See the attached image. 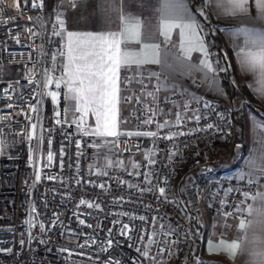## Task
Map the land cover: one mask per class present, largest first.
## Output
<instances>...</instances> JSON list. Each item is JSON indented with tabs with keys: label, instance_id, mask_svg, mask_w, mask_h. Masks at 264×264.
<instances>
[{
	"label": "built area",
	"instance_id": "obj_1",
	"mask_svg": "<svg viewBox=\"0 0 264 264\" xmlns=\"http://www.w3.org/2000/svg\"><path fill=\"white\" fill-rule=\"evenodd\" d=\"M33 2L19 0L17 8L16 0H0V131L3 133L0 136L3 143L0 154V264H198V261L206 264L200 253L204 207L223 214L234 212L239 204L241 211L233 215L239 216L243 205L240 201H245L241 193L251 194L262 185L260 179L249 184V179L229 176L214 155L217 147L232 143L234 116L241 117L242 105L247 99L242 98L233 105L208 100L225 119L220 120L215 113L201 109L208 118L201 120L199 127L208 123L216 127L172 141L152 137H108L115 141L112 143L113 158L122 162L130 158L129 164L98 169V149L90 145L99 138L81 134L73 123L79 117L74 109L64 113L68 105L63 99L66 91L63 85L61 89H56L55 82L47 84L50 76L54 79L60 77L59 69L55 73L46 71L51 68L52 54L60 48L61 37L53 35L54 30H59V25L52 7H46L44 0H36L43 7L33 8ZM144 83L148 84L145 91H153L156 80L153 78L149 83L145 79ZM45 84L47 87H44ZM50 91L61 92L58 104L51 102V97L47 95ZM133 94L141 96L143 103L153 107L159 103L166 113L171 108L164 97L172 96V92H159L154 102L142 95L140 84L134 82L129 88L121 84V96ZM172 98L181 103L187 99L179 95ZM37 101L40 103L37 104ZM29 105L39 108V120L36 119L38 114L32 112ZM140 107L142 105H137L135 100L131 103L122 100L119 104V120L129 123L125 132L156 131L155 124L142 125L145 116L137 113V119L132 115ZM55 111L61 112L60 125L56 124L58 118ZM175 112L173 109L171 115L157 117V120H174ZM32 123L37 124L34 131ZM196 127L192 122L181 128L161 130L159 136L173 131L187 132ZM118 131L123 130L118 127ZM29 132H33L32 141L26 139ZM37 138H40L39 147L32 152L33 161L30 162L29 149ZM48 140L52 141L51 145ZM77 140L81 141L79 149L76 147ZM237 146L231 154L232 161L242 156L243 148L240 144L239 148ZM62 147L63 168L60 166ZM49 150L53 153L50 166L47 160ZM170 152H178L179 155L168 159ZM148 159H155L157 163L149 166ZM134 162L141 165L140 176L129 175L136 171L132 167ZM150 170L155 175L148 185L143 173ZM37 171L41 176L39 181L35 178ZM98 172L101 174L98 175ZM104 172L108 174L103 175ZM164 177H167V183ZM121 181L125 183L121 184ZM100 184L104 185L103 189ZM130 184L136 187H129ZM146 186L152 190L142 192L141 189ZM160 187L166 190L164 197L159 194ZM227 188L239 191L225 197L224 190ZM81 199L97 203L100 207L89 208L87 204L77 207ZM221 201H224L223 206ZM33 206L35 212H31ZM30 213L33 227L29 230L23 222ZM130 216H145L148 223L130 219ZM153 216L157 217V223L151 221ZM81 219L85 221L84 225L79 224ZM160 222L174 229V235L168 240H177V244L164 243L165 229L160 227ZM40 224L45 225L44 232H41ZM123 224H128L133 231L125 230L127 235H121ZM141 228L144 229L143 240ZM109 229L112 230L111 235ZM152 231L159 233L155 237L159 243H153L146 249L149 257L145 258L137 248L145 250L147 235ZM128 236L133 239L129 240ZM109 239L113 241L111 247L107 244ZM21 240L25 241L23 245ZM80 245L85 246L81 248ZM102 247L106 250L101 251ZM161 248L165 251L161 252ZM6 249L12 251L9 253Z\"/></svg>",
	"mask_w": 264,
	"mask_h": 264
},
{
	"label": "snow or ice",
	"instance_id": "obj_2",
	"mask_svg": "<svg viewBox=\"0 0 264 264\" xmlns=\"http://www.w3.org/2000/svg\"><path fill=\"white\" fill-rule=\"evenodd\" d=\"M17 8L19 7V0H16ZM251 0H218L217 6L224 9V14L229 16H248L249 19L258 22L261 25V29H264V0H255L256 15L249 16ZM33 8H42V3H37L34 0L32 4ZM159 20L157 25V31L151 35L142 34V21L141 18L135 17H125L121 15V22L124 25L122 33L117 32H101V33H76L68 32L66 41L61 44L57 52L52 54L51 60L52 65L50 69L46 71L55 73L57 69L60 70L59 79H54L50 76L47 80V84H52L55 82L56 89L63 88L66 90L63 95V99L67 102V107L64 109V113L72 112L78 113L79 117L73 120V123L76 124L77 128L80 130L83 136H95L97 138H107V137H152L156 139H163L166 141H172L177 137L190 136L195 132L207 131L213 129L216 126L213 123H208L204 127H199L200 121L207 119V115L201 111L205 110L207 113H215L220 120H224L225 117L222 113L216 111L215 106L211 102L206 101L203 97L196 95L194 92H190L188 88H181L176 84H167L165 79L161 78V74L158 73H145L141 70V66L144 64H164L167 63L166 59L162 60L161 56V43L154 42L155 36L158 34L160 37H163V43L168 44L171 40L172 32L174 29L179 30V55L176 57L178 64L184 69H191L194 71L203 72L205 74L206 80H211L213 84L215 83L214 73L217 71H227L226 68H220L219 62L217 61L213 64L210 61L209 48L206 46L203 28L200 25L199 21L196 18L195 13H189L187 6L183 0H161L160 7L158 9ZM199 15H204L202 10H198ZM62 13H57L56 23L59 25V30H54L53 35L55 37L64 36V20L60 17ZM235 34H243L245 39L244 47L240 49L237 53L239 63L242 69L253 73L258 76L260 91L264 93V30H257L251 28H240L234 30ZM123 33H129L133 38L134 42L141 44L143 48L152 49L154 51V57L151 59H132L133 56L138 55L137 53H132L122 48V45L126 44L127 41L123 39ZM151 41V42H150ZM199 52L202 54V58L199 60L198 64L187 63L192 59V53ZM57 56L62 57V63H57ZM166 56V54H165ZM136 66V75L125 77L121 79L122 70H130L132 65ZM169 67H173L169 65ZM184 74V73H182ZM213 74V75H209ZM156 80V84L153 86V91H145L148 88V84H145L144 81L147 79L149 83L152 79ZM141 85V93L145 97H150L154 102L158 99V94L161 91L171 90L172 96L179 95L180 97H187L183 103L180 100L173 99L172 96H165V103H170L171 108L168 109L167 113L165 108L161 107L159 103H156L153 107L152 105L143 103L141 96L137 95H127L121 96V84L125 88H129L133 81ZM33 81H29L32 83ZM195 84L196 82L193 81ZM47 84L44 87H47ZM11 87V86H10ZM219 90V89H218ZM7 91V89H6ZM51 97V102L53 104H58V97L61 96L59 91H50L47 93ZM126 101L131 103L135 100L137 105H142V107L137 108L133 111L132 115L137 116V113L146 117L142 121L143 126H149L155 124L156 131H118V122H119V104L121 101ZM74 102V103H73ZM40 101H37L39 104ZM193 105H196L193 107ZM9 108L12 107L11 104L8 105ZM31 111L37 113L36 119L39 120V108L35 105H29ZM173 109L175 112V119L169 120L164 119L163 122H159L157 117L164 115H171ZM94 117V126H87V117ZM56 124L60 125L61 116L60 111H55ZM138 119V116H137ZM31 120V117H29ZM195 122L197 127L191 131H173L170 134L159 136L161 130L168 128H181L186 126L188 123ZM140 125H138L139 127ZM258 127L264 128V124L259 125ZM31 128L34 131L37 128L36 123L31 124ZM90 128V130H89ZM3 133L0 131V136ZM26 139L32 141L33 132H29L26 135ZM40 138H37V142L32 145V148L29 149V161H33L32 152L37 150L39 147ZM52 141L48 140V144L51 145ZM115 143V141H105L104 144L99 142H94L95 147H106L109 144ZM262 152H264V140L261 141ZM81 146V141H76V147L79 149ZM240 147L239 145L237 146ZM108 151H111V148H108ZM3 152V143L0 141V154ZM151 152V150H149ZM63 154L64 149L61 148V162L60 166L63 168ZM82 155V153L80 154ZM100 155V153H97ZM154 156L155 153H152ZM179 155L178 152H170L168 159ZM199 155V153H197ZM53 159V153L51 150L47 153V160L50 162ZM157 163L155 159H148V165L153 166ZM251 167H256L255 161L250 162ZM107 167L117 166L122 167V161H112L108 160ZM132 167L136 170L135 173L130 172L129 175L140 176L141 172L139 171L141 165L139 163H133ZM77 170H79V165H77ZM260 171L264 173V165L260 166ZM100 175L101 173H97ZM107 175V172L102 173ZM155 175L154 171H148L143 173L144 179L147 181L148 185L151 184V179ZM248 175V183H253L252 174L249 172L247 174L241 172L238 176V179H244V176ZM36 181L41 179L39 171L35 173ZM49 179H55V177H49ZM164 182L167 183V177H164ZM79 183V181L77 182ZM125 183L121 181V184ZM100 188H104L103 184L99 185ZM129 187H136V185L130 184ZM151 187L146 186L141 189L144 191H151ZM161 197L165 196V188L160 187L158 189ZM234 191H239L234 188H227L224 190L225 197L229 193ZM241 195L245 199L260 200L264 201V193H256L254 196H250L248 192H242ZM120 199H123L122 197ZM118 202V201H117ZM241 204L244 203L243 200L240 201ZM87 204L89 208H99L100 205L97 203H92L81 199L79 201L80 205ZM224 205V201H221V206ZM36 209L33 206L31 212H35ZM241 208L238 204L235 207L234 212H225L223 216L225 218L233 216L235 212H240ZM254 209L252 205H248L247 213L252 215ZM257 216L261 218L260 222L264 223V210L256 209ZM130 219H139L143 224H147L148 220L145 216H130ZM153 223H157V217H151ZM28 226L30 230L33 227V219L31 213L29 218L23 222ZM53 224L56 221H52ZM114 223H119L115 221ZM80 225H84V220H79ZM252 221H245L241 218L238 228L240 231H244L246 227L250 226ZM225 227H229L225 223ZM91 227V225H88ZM160 227L165 229L163 236L165 237L164 243L177 244V240H168V237L174 235V229L170 225H164L160 222ZM39 228L41 232L45 231V225L40 224ZM128 231H133L129 228L128 224H123L121 228V235H127ZM112 230L109 229V234L111 235ZM156 231H152L147 235L148 244L144 246L145 250L137 248V251L140 254L148 258L149 251L147 248L151 247L153 243H159L155 239L158 235ZM129 240H132L133 237L128 236ZM145 239L144 229L141 228V240ZM244 239L247 240V235L245 234ZM255 243H260L264 245V241H258L254 239L252 241ZM21 245L25 243L24 240L20 241ZM93 244L96 243L95 240L92 241ZM87 244V241H85ZM109 247L112 246L113 241L109 239L107 241ZM85 245H80L83 248ZM130 247L132 245H129ZM215 248L218 251H223L225 254L229 255L231 258H235L237 251L241 249V243L239 241L226 242L221 239L218 243L213 244L209 242V251ZM105 248H101V251H105ZM5 251L11 252L12 249H6ZM61 251H67V249H61ZM161 252H164L165 249L161 248ZM254 257L252 264H264V247H261L259 250H253L249 253ZM135 264V262H134ZM198 264L200 262L198 261Z\"/></svg>",
	"mask_w": 264,
	"mask_h": 264
},
{
	"label": "crops",
	"instance_id": "obj_3",
	"mask_svg": "<svg viewBox=\"0 0 264 264\" xmlns=\"http://www.w3.org/2000/svg\"><path fill=\"white\" fill-rule=\"evenodd\" d=\"M188 8L189 13H194L190 7L189 0H183ZM218 0H199L197 10H202L203 20L206 21L208 27L218 35L222 44L224 54V67L227 69L228 77L231 85L237 89L241 97L246 98L247 102L242 105V111L239 123L235 127L241 130V138L238 140L233 136V141L227 146H219L216 148L214 155L222 163L223 171L232 177H238L241 172L252 174V179H260L262 185L257 187L250 196L256 193H264V173L260 171V166L264 165V152H262L261 141L264 140V128L258 127L264 124V93L260 91L258 76L242 69L237 53L244 47L246 37L243 34H235L234 30L240 28L261 29V25L249 19L248 16H229L224 14V9L217 6ZM161 0H76L66 2L59 0L53 9V15L57 19V13H62L61 19L64 20V36L60 38V46L66 41L68 32L76 33H101V32H117L122 33L124 25L121 22V15L125 17L141 18L142 34L151 35L157 31V25L160 13ZM256 15L255 0H251L249 8V16ZM200 25L205 30L204 23L198 19ZM123 39L127 41L122 45L123 49L129 52L137 53L132 59H151L154 57L152 49L143 48L141 44L134 42V38L129 33H123ZM205 39V38H204ZM151 42V41H150ZM154 42L161 43V59L167 61L164 64H144L141 70L145 73H158L161 78L165 79L167 84H176L181 88H188L190 92L203 97L204 100H218L222 103H234L239 101V97L227 94L224 83L218 71L214 73L215 83L205 79L203 72L182 68L176 61L179 55V30L174 29L171 40L168 44L163 43V37L158 34L154 38ZM206 46H208L205 40ZM210 53V52H209ZM166 54V56H165ZM202 58L199 52L192 53L191 61L187 63L198 64ZM63 58L58 56V63H62ZM210 61L212 57L210 54ZM172 65L173 67H169ZM184 73V74H182ZM136 66L133 64L130 70H122L121 79L125 77L135 76ZM210 76L213 74H209ZM193 81L196 83L194 84ZM135 80L133 81V83ZM219 89V90H218ZM164 93L171 92L165 90ZM74 103V102H73ZM91 115L87 117L88 120ZM240 125V126H239ZM129 123L125 120H119L118 127L120 130L126 131ZM236 137V136H235ZM109 139L99 138L103 141ZM243 148L242 156L237 161H232L231 154L236 145ZM98 149V147H97ZM115 160L113 155L109 160ZM255 161L256 167H251L250 162ZM100 162V161H99ZM249 179L248 175L244 176ZM248 205L253 206L252 215H248ZM256 209L264 210V201L245 199L242 205V212L239 216H229L225 218L222 213L214 212L204 207L202 227L203 235L200 247V253L207 261L206 264H252L254 259L249 253L253 250H259L264 245L253 243L254 239L264 241V223L257 216ZM251 220L252 224L244 231L238 228L240 219ZM225 223L229 227H225ZM245 234L247 240L244 239ZM221 239L226 242L239 241L241 249L237 251L235 258H231L223 251L215 248L209 251V242L218 243Z\"/></svg>",
	"mask_w": 264,
	"mask_h": 264
},
{
	"label": "trees",
	"instance_id": "obj_4",
	"mask_svg": "<svg viewBox=\"0 0 264 264\" xmlns=\"http://www.w3.org/2000/svg\"><path fill=\"white\" fill-rule=\"evenodd\" d=\"M44 1H45L46 7H48V8L52 7V9H54L55 4L59 0H44ZM189 3H190V7L194 11V13L198 17V19H200L204 23V26L206 27L204 30V38L208 44V48H209V52H210L211 57H212V61L214 63H216L218 61L219 67L225 68L223 66L224 65V54H223L222 44H221L220 38L218 37L217 34H215L212 31V29L210 27L207 26L206 21L203 20L202 16L198 14L197 6L199 5V0H189ZM218 73L221 76V80L224 83V88H225L227 94H229L230 96H236V98L239 97L240 99H242L241 94L237 91L236 88H234L231 85L230 79L228 77V72L227 71H218ZM239 120H240V118H237L236 116H234L235 127L239 123ZM234 130H235V128H234ZM240 133H241V130H236V132L233 131L234 140H235V138L238 140L241 138Z\"/></svg>",
	"mask_w": 264,
	"mask_h": 264
},
{
	"label": "rangeland",
	"instance_id": "obj_5",
	"mask_svg": "<svg viewBox=\"0 0 264 264\" xmlns=\"http://www.w3.org/2000/svg\"><path fill=\"white\" fill-rule=\"evenodd\" d=\"M240 100V99H239ZM216 101H218V100H216ZM238 101V100H237ZM237 101H235L234 103L236 104L237 103ZM230 104H232L233 105V103H229L228 105H230ZM46 118L48 119V113H49V103L46 105ZM241 118H242V116H241ZM88 122H89V126H94V123H95V121H94V117H90V119L88 120ZM90 129V128H89ZM105 141H111L110 139H106V140H103V141H100V140H98L97 142H99L100 144H104L105 143ZM111 148V151H108V148ZM98 153H100V155H97V158H98V160H97V168L98 169H104L105 167H107L106 165H107V162H108V160H109V158L113 155V149H112V144H109L108 146H106V147H99L98 148ZM129 159L130 158H127V159H125L124 161H123V164H125V165H128L129 164ZM111 160V159H110ZM100 161V162H99ZM113 161H116V160H113ZM193 264V263H192Z\"/></svg>",
	"mask_w": 264,
	"mask_h": 264
}]
</instances>
